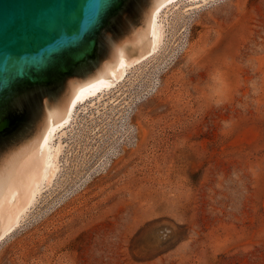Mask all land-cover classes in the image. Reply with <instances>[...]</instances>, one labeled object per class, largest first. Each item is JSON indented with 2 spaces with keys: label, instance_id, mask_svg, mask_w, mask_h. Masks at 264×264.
I'll use <instances>...</instances> for the list:
<instances>
[{
  "label": "rangeland",
  "instance_id": "1",
  "mask_svg": "<svg viewBox=\"0 0 264 264\" xmlns=\"http://www.w3.org/2000/svg\"><path fill=\"white\" fill-rule=\"evenodd\" d=\"M150 57L58 131L0 264H264V0H178Z\"/></svg>",
  "mask_w": 264,
  "mask_h": 264
},
{
  "label": "water",
  "instance_id": "2",
  "mask_svg": "<svg viewBox=\"0 0 264 264\" xmlns=\"http://www.w3.org/2000/svg\"><path fill=\"white\" fill-rule=\"evenodd\" d=\"M168 0H0V235L31 203L47 132L78 89L151 50L154 10Z\"/></svg>",
  "mask_w": 264,
  "mask_h": 264
},
{
  "label": "bare ground",
  "instance_id": "3",
  "mask_svg": "<svg viewBox=\"0 0 264 264\" xmlns=\"http://www.w3.org/2000/svg\"><path fill=\"white\" fill-rule=\"evenodd\" d=\"M178 0H168L167 2L161 4L158 6L153 14H152V21H151V50L143 55L142 57L136 59L133 62L127 63L125 59L119 55L118 58L119 60L117 61L118 68L121 69V77L116 78L115 74L112 70L109 71V74L113 78V81L110 82L104 78H100L98 80H95L85 86H82L78 89L77 93L75 94L74 98L71 101L68 113L66 115V118L58 122L57 124H54L49 127L48 132H47V145H48V154L47 158L45 161V166H44V172L42 175V178L40 182L37 183L36 188H35V193L33 196V199L29 205L33 203V201L36 199V196L40 190V186L43 185V183L51 181L50 179L54 176L55 171H56V155L58 153V150L55 149V146L52 145V140L56 133L65 127H68L72 124L74 121L75 117L77 116L78 110L80 109V106L84 103H86L88 100L94 98L95 96L99 95L103 91L107 90L110 86H112L115 82L120 80L121 78L124 77L126 74L128 68L134 64H138L142 62L143 60L147 59L150 57L155 51H157L158 46L160 45V42L162 41V36L164 32V19L163 15L166 12V10L174 5ZM50 183V182H49ZM28 205V207H29ZM26 207L23 211L19 213L17 216L16 220L14 223L7 229L5 230L1 235L0 239H2L3 236H5L6 233H8L15 225L18 223L22 213L27 210ZM25 213V212H24Z\"/></svg>",
  "mask_w": 264,
  "mask_h": 264
}]
</instances>
